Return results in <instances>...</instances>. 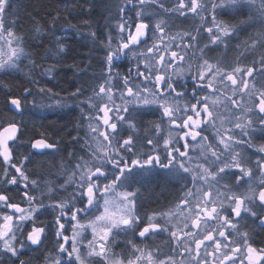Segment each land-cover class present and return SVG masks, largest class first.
Segmentation results:
<instances>
[{"label":"snow or ice","instance_id":"obj_1","mask_svg":"<svg viewBox=\"0 0 264 264\" xmlns=\"http://www.w3.org/2000/svg\"><path fill=\"white\" fill-rule=\"evenodd\" d=\"M243 5L247 13L238 11ZM116 7L100 73L85 72L91 83L72 93L84 147L61 163L65 180L28 173L58 143L34 133L30 155L18 158L25 125L0 121V264H25V249L52 238L46 264H264V246L247 225L251 218L264 226V144L255 159L244 150L254 147L250 130L264 132V0H122ZM13 8L14 0H0L4 73L31 60ZM229 12L246 18H221ZM242 28L253 31L231 49ZM31 62L52 76L54 67ZM29 97L35 105L31 87L8 94L6 111L22 114ZM155 166L168 170L179 193L174 206L142 215L133 183ZM156 238L163 247L145 244Z\"/></svg>","mask_w":264,"mask_h":264},{"label":"trees","instance_id":"obj_2","mask_svg":"<svg viewBox=\"0 0 264 264\" xmlns=\"http://www.w3.org/2000/svg\"><path fill=\"white\" fill-rule=\"evenodd\" d=\"M96 4L100 5L99 9L96 8ZM100 9L101 4H98V0L95 3L94 0H14L13 11L18 21L16 30L26 37V50L30 53L31 60H22L19 68L11 72H0V118L1 120L14 118L25 125V136L15 149L18 158L30 155L31 150L27 148V142L34 133L38 135L43 131L53 143H58V151L54 156H37L28 166L29 175L35 172L38 178L43 177L44 182L56 178L61 173L59 162L70 156V152H74L75 148H69L67 145L74 139L76 120L72 112L64 113L59 105H56L51 113L44 111L45 95L36 91L37 85L31 80L35 77L39 81V86L52 89L53 93L58 94L57 99L62 101V96L71 98L79 84H85L79 82L82 77H78L77 74L83 69L82 71L90 76L91 73L87 69L90 57L96 58L93 61L97 64L98 73L101 71L104 44L96 38L98 45L94 46L91 41L88 42L92 36L87 28L90 24L95 28L100 26L98 19ZM36 28L40 30L38 33L34 31ZM58 39L64 46V52L60 55H56ZM94 52L101 56H94ZM32 60L37 64L43 63L45 67H54L52 76L42 75L40 68H33ZM57 60L59 63H56ZM89 67L91 68L90 64ZM126 68L127 66L122 67L121 71ZM27 87L33 88L36 104L33 105L32 97H29V103L22 114L14 115L11 112L10 115H6L7 95L22 96ZM150 174L153 175L147 178L144 176L140 187L137 188L141 214L159 212L162 195L168 196L172 191L168 184L161 183L159 173L154 171ZM247 225L255 244L264 246V230L259 232L251 218ZM45 247L49 248L46 242ZM45 247L33 246L31 249H25L21 259L25 264H46Z\"/></svg>","mask_w":264,"mask_h":264},{"label":"rangeland","instance_id":"obj_3","mask_svg":"<svg viewBox=\"0 0 264 264\" xmlns=\"http://www.w3.org/2000/svg\"><path fill=\"white\" fill-rule=\"evenodd\" d=\"M95 2H97V0H94V3ZM118 2H122V0H98V4H101V9L99 10L100 11V14H99L100 17L99 18L101 19V24L97 28L92 27L91 24L87 27L88 31H90V33H91V36H92V33L96 34L95 37L92 36L91 39H89L90 33H89V36L87 34V38L89 39L88 42L91 41L94 44V46L98 45V43H96V41H95V38H96V40L98 39L99 42L103 44V41H105L107 39L110 31L115 29L117 19H118V9L116 7ZM98 6L100 7V5H98ZM157 10L160 11V9H157ZM94 56L100 57L101 55H98L97 53L94 52ZM91 59H92V57H90V59H89L90 60L89 64H90L91 68L89 67V64L87 66L89 73H91L90 75L99 74L100 72L98 73L97 64H95L93 61L96 58H93L92 60ZM125 66H127V61H122L121 68L125 67ZM98 67H99V65H98ZM82 70L83 69H81L79 71L81 73L78 72V74H77L78 77H82L81 80H79V82L83 83V84H84V82H85V84L91 83V81L88 80V77L84 75L85 72H83ZM81 86L82 85L79 84V87H81ZM44 98H46L45 99L46 103H43L44 111L51 113L52 111H54L55 106L58 104L56 103L55 99H49L48 96H45ZM60 102L61 103L59 104V106H60L61 111H63L64 113L72 112L75 115L76 122L74 123V126H75V124H76V126L74 127V131H73V134H75L73 142L75 143L76 138L79 137V138H81V143L77 144L76 147L74 146L73 148H75L74 152L79 153L81 151V149L84 147L82 137H83V133L85 131V128L82 127L81 123H80V121H81V110L78 106L79 102L73 96L71 98H69L68 96H62V101H60ZM71 153H73V151L70 152V154ZM63 159L64 160H61L59 162V164L61 165V163H63L64 165H67V163L70 159V156H68L67 158H63ZM154 171L156 172V170H151L150 172L144 173L143 175L138 174L136 177V181L133 183V190H137V188L140 187L139 184L142 182V179L144 176L146 178L151 177L153 174H150V173L154 172ZM169 177H170V175L168 176V181H171L169 179ZM65 179H66V177L61 172L56 178H53L50 181L58 184ZM175 189H176V193L178 194L179 188L176 186ZM138 197L139 196H137V199H138ZM46 244H47V246L49 245V249H50L54 244V240L51 239L50 241H47ZM145 244H147L149 246H151L152 244H157V238L153 239V240L145 241Z\"/></svg>","mask_w":264,"mask_h":264},{"label":"flooded vegetation","instance_id":"obj_4","mask_svg":"<svg viewBox=\"0 0 264 264\" xmlns=\"http://www.w3.org/2000/svg\"><path fill=\"white\" fill-rule=\"evenodd\" d=\"M164 3L166 6H174L175 0H164ZM160 11L162 12V10H160ZM238 11H242L243 13H247L248 8L246 5H243V6H241V9H239ZM229 16L235 17L232 21H230L231 23H236L239 20L246 18L243 16H237L235 13H232V12H229L226 15H222L221 18L224 19L225 21H228ZM191 24H192V22L190 21L189 24L184 25V27H190ZM252 31H253L252 29H248V28H242V29L238 30L239 34L237 36H235L231 41V49H235V48H237L238 45H241L243 43V41L247 39L248 34ZM231 49H229L227 51V54L225 57L228 62H231L233 55H234V53L232 52ZM222 52H223V50H222ZM215 55H221V53H216ZM189 83H191V82L189 81ZM10 113L11 112H5L6 115H10ZM0 121H2L1 118H0ZM250 138H251V141H252V144L254 145V147L244 146V150L247 152V154L249 156H251L253 159H255L260 155L256 151V148L258 146L264 144V132H261L259 127H257L255 130H250ZM151 170H156V172L160 174L161 183H163L164 185L168 184L170 186V188L172 189V191L169 193L168 196L162 195L163 196L162 200L159 202V207H160L159 211L167 210L170 206H174L172 204V202L177 195L176 189H175L176 188V181L171 176L169 177V179L171 181H168L169 173H168L167 169L161 168L159 166H155ZM255 226L257 227V230L259 232L264 230V227L259 226L258 221L255 222ZM157 245H161L163 247L164 241L157 238Z\"/></svg>","mask_w":264,"mask_h":264},{"label":"bare ground","instance_id":"obj_5","mask_svg":"<svg viewBox=\"0 0 264 264\" xmlns=\"http://www.w3.org/2000/svg\"><path fill=\"white\" fill-rule=\"evenodd\" d=\"M96 8L98 9L99 8V6L96 4ZM99 20H100V24H101V19L100 18H98ZM76 145H77V143L75 142H71V143H69L68 145H67V147H71V148H73L74 146L76 147Z\"/></svg>","mask_w":264,"mask_h":264},{"label":"water","instance_id":"obj_6","mask_svg":"<svg viewBox=\"0 0 264 264\" xmlns=\"http://www.w3.org/2000/svg\"><path fill=\"white\" fill-rule=\"evenodd\" d=\"M259 226H260V227H264V226H261L260 224H259Z\"/></svg>","mask_w":264,"mask_h":264}]
</instances>
